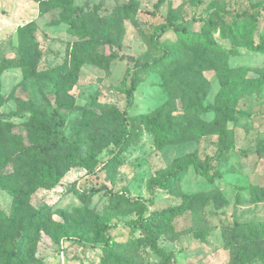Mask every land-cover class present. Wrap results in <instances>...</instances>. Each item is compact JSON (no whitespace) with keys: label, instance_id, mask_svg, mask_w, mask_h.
<instances>
[{"label":"rangeland","instance_id":"374dc122","mask_svg":"<svg viewBox=\"0 0 264 264\" xmlns=\"http://www.w3.org/2000/svg\"><path fill=\"white\" fill-rule=\"evenodd\" d=\"M8 1L0 0V32L8 31L0 34V119L12 127L0 125V151L11 162L0 170V176L11 182L7 188L0 187V211L13 222L0 217V264H21L28 250L33 257L27 264H103L106 256L98 231L104 224L112 225L108 234L117 245L138 241L136 249H126L123 258L135 264H159L144 233L128 225L141 214L142 201L155 211L181 207L170 219L172 228L155 235L157 245L173 254L170 264H264V231L251 235L244 231L245 225L264 223V198L255 202L249 192L250 185H264V150L260 148L264 145V55L246 46L252 40L249 37L221 36L207 27L210 42L228 52L209 50L201 41L188 44L171 27L156 32L171 10L173 24L187 30L191 24L199 28L197 18L215 16L218 8H224L240 18L245 13L253 15L257 25L253 41L264 44V0H161L157 8L159 0H73L83 12L98 6L97 14L102 16L129 1L138 9L134 17L121 21L119 44L102 46V55L109 57L106 62L101 66L84 63L73 83L62 65L78 38L59 21L60 8L33 18L37 72L26 76L17 65L21 43L11 20L33 15L35 6L19 1L13 12L4 4ZM224 21L229 23L230 18L225 15ZM166 55L171 59L155 64ZM145 64L159 67L141 68ZM241 75L245 84L235 97V112L224 121L206 107L221 104L223 78ZM133 78L137 84L129 103L121 85L130 87ZM240 85L239 81L235 87ZM61 87H68L63 101L71 106L56 103ZM32 105L53 115L58 135L76 144V157H94L88 165L70 166L50 188L36 187L34 182L22 185L17 180L18 165L27 160L13 141L24 147L34 143L26 129L27 107ZM114 112L127 117L147 115L183 133L158 147L143 124L129 120L132 142L120 150L117 143L124 128L111 118ZM72 151L68 147L60 152L49 150L48 157L35 152L31 158L53 165ZM206 163L212 166L211 178L196 168ZM178 170L182 172L178 181L164 187L158 184ZM99 185L120 196L112 199L103 191L92 193L91 188ZM19 189L28 193L27 200L22 201ZM191 195L200 201L186 202L185 196ZM43 203L50 205L48 214H42V220L49 222H39L37 230H30L35 243L24 246L21 242L20 258L8 260L15 248L12 242L20 237L17 227Z\"/></svg>","mask_w":264,"mask_h":264},{"label":"trees","instance_id":"16d2710c","mask_svg":"<svg viewBox=\"0 0 264 264\" xmlns=\"http://www.w3.org/2000/svg\"><path fill=\"white\" fill-rule=\"evenodd\" d=\"M37 3L38 14H44L49 9L60 8V19L59 21L67 24V31L77 37V41L74 42L67 53V60L62 65L63 69H66L69 73L68 80L73 83L77 79V73L84 63H91L98 66L103 65L109 57H104L101 52L102 46H112L118 45V33L120 29H122L121 21L125 18H132L137 13V5L133 1H129L126 4L118 5L113 10L112 13L108 16H102L97 14L98 6H95L92 11L83 12L81 7L73 4V0H33ZM159 0L155 4V8L158 7ZM244 14V13H242ZM246 14V13H245ZM240 18L241 15L236 14L233 11H225L224 8H218L217 14L211 15L208 18L196 20L200 23L198 29H195L191 24L190 27L185 29H178L173 24L174 16L172 14V10L169 12L168 20L165 23H162L156 27L157 31H162L166 27H171L175 32L179 35L181 39H183L186 43L192 44L197 41H201L204 43V46L209 50L215 51H226L229 50L221 47L219 45L213 44L209 40L208 33L205 32L204 28L207 27L210 31H216L220 33L221 36L225 34L227 36L239 38L244 40L245 37L250 38V42L246 44V46L250 47V49H256L260 51L264 55V44L262 43H254L253 36L256 32V19L253 15L247 17V15ZM225 15L230 18L229 23L224 21ZM58 20L53 21V23H59ZM35 27V21L31 20L22 25H19L16 29L18 32V39L20 41L19 46V57L17 61L18 67H20L23 71V74L26 76H32L37 72V58L38 55H35L32 51V45L35 40L33 30ZM107 58V59H106ZM170 55H166L162 60L155 61V64H159L161 61L166 62L170 60ZM154 66L152 64L142 65L141 68L151 69ZM225 70V69H224ZM240 81V87H235L238 85ZM245 77L241 75L238 79L234 77L223 78L222 83V93H221V104L218 107H206L208 110H213L218 115H222L224 121L227 119L226 116L231 115L235 112V97L239 93V91L244 86ZM137 84V79L133 78L130 82V87H127L124 83L121 85V89L124 91L125 95L128 98V102H131L133 97V90ZM236 88L234 93H230L229 90L231 88ZM68 87H61L56 91V103L58 106H71L70 103H66L63 99L66 97ZM100 106H107L106 102H98ZM29 113V122L28 127H26L27 131L34 136L33 144L30 147H24L20 144L19 141L14 140L13 144L20 148V152L23 154V157L26 158V163L23 165H18V170L21 172L17 176L18 182L22 185H27L32 182L35 183L36 187H45L50 188L54 187L63 171L67 170L70 166H85L93 162L94 157H76V149L77 146L75 143L67 140L63 136H59L57 130L55 128V121H53V115L48 114L44 110H39L35 108L33 105L27 107ZM111 118L115 120H119L123 126L124 134L122 135L120 141H118L117 146L121 150L126 147L130 142H132L133 138V128L132 124L129 123V120H135L144 125V128L154 136L156 145L161 147L166 141L175 140L179 134H182L183 131H179L180 129H173L169 126L164 127L160 124L155 118H151L147 115H142L138 117H127L125 113H110ZM217 122V120L215 121ZM220 122V120H219ZM6 124L8 127H12L11 124L6 123L0 119V125ZM215 124V123H214ZM206 126H211V124H206ZM200 133L203 131V128H199ZM179 132V133H178ZM178 134V135H177ZM66 147L72 148V152L70 155L64 159H58L53 161V165L49 162L38 161L37 158H31V154H35L38 152L40 156H47L48 152H60L64 150ZM264 150V145L260 146ZM51 154V153H50ZM119 153L111 157H117ZM50 156V155H49ZM111 161V159H110ZM11 160L7 159L1 151H0V170H5L8 163ZM30 162V163H27ZM69 162V163H68ZM71 162V163H70ZM109 163V161L107 162ZM61 164V165H60ZM63 164V165H62ZM196 168L203 172V174L209 178H211L212 174H209V168H212L209 163H206L204 166H197ZM181 170V169H180ZM178 170L173 174L167 175L161 179L158 184L160 186H166L178 181L182 177V172ZM215 175H219L217 171L214 170ZM9 182H11V178L9 181L0 176V187L7 188L9 186ZM250 199L257 202L261 201L264 198V185L263 186H255L250 185ZM12 194L14 192L13 189H8ZM99 191H103L110 198H118L120 195L118 193H113L110 189H108L105 185H99L97 187H92L91 192L96 193ZM20 194V197L23 200H27L28 196L26 192L19 189L17 191ZM150 192L152 193V186H150ZM193 200L196 202L200 201V198L197 195L185 196V201L191 203ZM141 214L128 222L129 227L132 229H139L144 233L148 244L155 255H157L160 259L159 264H170L173 261V254L167 252L165 249L157 245L155 235L164 232L168 228H172L170 226V219L175 214L181 212V207H176L171 210V212L166 211H155L150 209V205L144 201L141 203ZM50 205L47 203H43L41 207L35 210V213L29 217L25 218V222L22 226H18L17 230L20 235L18 239L13 241L14 248L12 251L8 253V260H17L20 258V246L21 242H24L23 245H33L35 240L30 235L29 231L37 230L39 227V222L41 224L43 222L44 225L49 222V219L42 220V214H48V209ZM34 212V211H33ZM0 217L8 220L10 223L13 222V218L7 216L4 212L0 211ZM31 220H42L38 221V224H32ZM112 227L110 224H104L99 229V242L100 247L102 249V253L105 254V261L103 264H135L130 259L123 258V253L128 248H134L138 246V241H127L125 243H121V245H117V243L111 241L110 236L108 234V230ZM245 232L248 234H252L254 231H264V223H254L245 225ZM258 241V237H253ZM33 252L32 250H28L23 255V262L21 264H27L32 260ZM25 260V261H24Z\"/></svg>","mask_w":264,"mask_h":264},{"label":"crops","instance_id":"0c3cea01","mask_svg":"<svg viewBox=\"0 0 264 264\" xmlns=\"http://www.w3.org/2000/svg\"><path fill=\"white\" fill-rule=\"evenodd\" d=\"M19 1H23V2H33L32 4H34V5H32L33 7H34V10H35V13L33 14V15H30V13L29 14H21V16L20 17H14L11 21L13 22V23H15L16 25H15V27L17 28L19 25H22V24H24V23H26V22H29V21H31V20H34L33 18H36L37 17V14H38V9H37V3L35 2V1H33V0H9L8 2L9 3H4L5 5H7L9 8H10V10L11 11H13V12H16L17 10L16 9H18V6H17V2H19ZM22 17V18H21ZM20 20H24L23 22H20V23H17L18 21H20ZM15 28H13L12 30H14ZM1 30H3L2 32H0V34H2L3 32H4V28L3 29H1ZM11 30V31H12ZM10 31V32H11ZM8 31H6V29H5V32L2 34V35H5L6 33H7ZM2 35H0V36H2Z\"/></svg>","mask_w":264,"mask_h":264}]
</instances>
